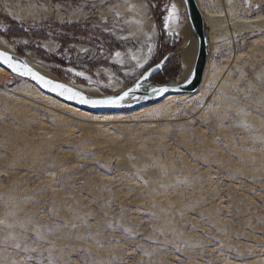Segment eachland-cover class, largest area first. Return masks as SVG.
I'll return each instance as SVG.
<instances>
[{"label": "rangeland", "instance_id": "1", "mask_svg": "<svg viewBox=\"0 0 264 264\" xmlns=\"http://www.w3.org/2000/svg\"><path fill=\"white\" fill-rule=\"evenodd\" d=\"M201 1L225 32L208 87L140 117L87 120L0 70V264H264V0ZM182 32L177 0H0L8 51L96 96L166 56L152 81H177Z\"/></svg>", "mask_w": 264, "mask_h": 264}, {"label": "water", "instance_id": "2", "mask_svg": "<svg viewBox=\"0 0 264 264\" xmlns=\"http://www.w3.org/2000/svg\"><path fill=\"white\" fill-rule=\"evenodd\" d=\"M181 3L185 10L190 37L194 38L197 44L194 65L191 73L181 83L171 81L168 84H158L152 81L155 76L163 74L164 68L169 63L170 56H166L159 64L148 69L135 83L125 90L108 96H93L79 90L77 87L44 75L38 69L37 65L27 57L17 56L10 52L0 50V52L12 57L13 63L17 65L20 71H24V66H26L28 69H31L33 73L44 77L46 80L52 81L53 84H62L65 88H69L80 93L81 96L87 98L88 100H107L111 98L118 101V105L93 106L91 104L79 103L77 99H68L67 93L65 95H60V90L52 91L50 87L43 86L37 80L33 79L31 75H20L19 72L13 71L2 62H0V67L16 77L32 82L43 93L50 95L68 105L94 114L124 113L126 111L151 106L169 96L195 94L202 84L204 73L211 54L210 29L206 25L204 15L197 0H181ZM188 45L189 43H186L180 51L186 49ZM154 89H161L164 91L158 92L154 91ZM124 93H128V95L123 100H120L119 98L123 96Z\"/></svg>", "mask_w": 264, "mask_h": 264}, {"label": "bare ground", "instance_id": "3", "mask_svg": "<svg viewBox=\"0 0 264 264\" xmlns=\"http://www.w3.org/2000/svg\"><path fill=\"white\" fill-rule=\"evenodd\" d=\"M177 2L180 5L182 4L181 3V0H177ZM197 2H198V5L200 6V9H201L203 15H204V18H205V21H206V25L210 29L211 45L212 44H215V43H218L223 38V37L220 36V34L225 35V32L218 31V30H221L222 31L223 28L222 27L220 28V25L217 24L216 20L212 19L211 17H209L207 14L204 13V10L202 8V1L201 0H197ZM232 25L234 27H236L235 26L236 25L235 23H233ZM181 39H183L184 41H187L186 43H189V45L187 46L186 49H184L182 51H179L177 53V55L180 56L181 62L183 64L182 74L177 79V82L178 83L183 82L189 76V74L191 73V70H192L193 65H194V60H195V55H196V49H197L196 40L194 38H191L190 37V34L188 32H182ZM0 50L9 52L8 49H7V47H6L5 42L1 38H0ZM35 64L37 65V67L41 71V73H43L44 75L48 76L46 74L45 70L40 65H38L37 63H35ZM211 69H212L211 66L210 65H207L206 70H205V73H204V77H203L202 84H201L199 90L196 93H199L201 91H204L208 87V85L210 83ZM0 70H3V69L0 67ZM48 77H50V76H48ZM26 83L28 84V86L30 88H32L34 91H36L39 95H42L45 99L54 101L55 103H57L58 105H60L63 109H65L67 111H70V112H73L75 114H79V115H81L82 117H84L87 120L94 121V120H98V119H107L111 115V114H94V113H90V112L83 111V110L78 109V108H76L74 106L68 105V104H66V103H64V102H62V101H60V100H58V99H56V98H54V97H52L50 95L44 94L43 92H41L39 90V88L35 84H33L30 81H27ZM85 93H87L89 95L96 96L95 95V92L92 91V90H88V92H85ZM190 95H192V94H185V95H181V96H169V97L164 98L161 101H164V103L165 102L170 103V102H173L174 100H176L178 98H182V99L188 98ZM150 108L151 107L148 106V107L144 108L142 111H139V112L133 114L132 116L140 117L142 114H144V111H146V110H148ZM121 117L130 118L131 115H121Z\"/></svg>", "mask_w": 264, "mask_h": 264}, {"label": "snow or ice", "instance_id": "4", "mask_svg": "<svg viewBox=\"0 0 264 264\" xmlns=\"http://www.w3.org/2000/svg\"><path fill=\"white\" fill-rule=\"evenodd\" d=\"M176 17V8L175 5L172 6L171 10L169 11L168 16L166 17L165 27L168 26L169 22H172ZM119 55V53H117ZM0 62L6 64L9 68H11L13 71L19 72L20 75H31L33 79L37 80L39 83H41L45 87H50L52 91L60 90V95H65L66 93L68 99H77L79 103L82 104H91L93 106L97 105H118L117 100H113L111 98L107 100H88L87 98L80 95V93L73 91L72 89L65 88L62 84H53L52 81L46 80L44 77L37 75L36 73H33L31 69H28L26 66H24L25 70L20 71V69L17 67L15 63H13L12 57L6 55L3 52H0ZM79 75H83L80 73ZM146 78V77H145ZM154 91H164L161 89H154ZM128 93H124L123 96H121L119 99L123 100Z\"/></svg>", "mask_w": 264, "mask_h": 264}, {"label": "trees", "instance_id": "5", "mask_svg": "<svg viewBox=\"0 0 264 264\" xmlns=\"http://www.w3.org/2000/svg\"><path fill=\"white\" fill-rule=\"evenodd\" d=\"M157 27H158V29H159V33H160V37H163L164 36V33H163V27H162V25H161V22L160 21H158L157 20ZM167 67H168V64H167V66L164 68V70H163V74H165V70L167 69ZM158 76V75H157ZM156 77V76H155ZM154 79V78H153Z\"/></svg>", "mask_w": 264, "mask_h": 264}]
</instances>
